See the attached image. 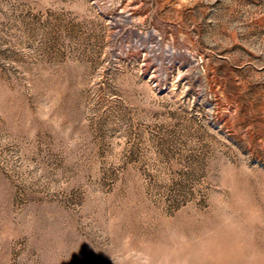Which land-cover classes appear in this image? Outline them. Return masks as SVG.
<instances>
[{"label":"rangeland","instance_id":"1","mask_svg":"<svg viewBox=\"0 0 264 264\" xmlns=\"http://www.w3.org/2000/svg\"><path fill=\"white\" fill-rule=\"evenodd\" d=\"M262 108L264 0H0V264H264Z\"/></svg>","mask_w":264,"mask_h":264},{"label":"bare ground","instance_id":"2","mask_svg":"<svg viewBox=\"0 0 264 264\" xmlns=\"http://www.w3.org/2000/svg\"><path fill=\"white\" fill-rule=\"evenodd\" d=\"M203 69L204 70H203L202 73L205 76V78H206V80L208 82L209 90H211V91L213 90V91H218V92L219 91L224 92L225 91V88H226V83H227L226 81H227V79H230L236 86H239L241 84L238 81V79L236 77V74L232 70L229 73L225 74L224 77H222V78L219 77L217 75V68L215 66H213L212 64H210L209 63V60H207L206 66ZM237 91H238V88H237ZM231 101L236 102V100L234 98ZM224 102L223 101H220V99L217 100L216 103H215V109H214V111L222 108V106L225 105ZM237 106L238 105L236 104L235 107H237ZM262 111L264 113V108H262ZM231 115H233V114H231ZM259 120H260L259 123L261 125H264V115L262 117H260ZM260 132L262 133V144L264 145V128L261 129Z\"/></svg>","mask_w":264,"mask_h":264}]
</instances>
